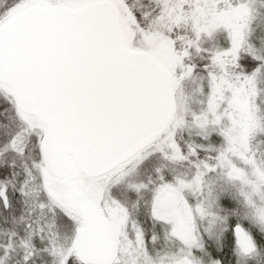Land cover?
Wrapping results in <instances>:
<instances>
[{"label":"snow or ice","instance_id":"1","mask_svg":"<svg viewBox=\"0 0 264 264\" xmlns=\"http://www.w3.org/2000/svg\"><path fill=\"white\" fill-rule=\"evenodd\" d=\"M0 264H264V0H0Z\"/></svg>","mask_w":264,"mask_h":264}]
</instances>
